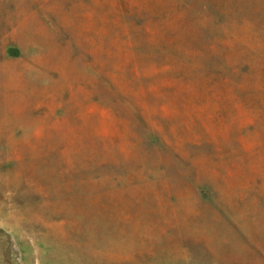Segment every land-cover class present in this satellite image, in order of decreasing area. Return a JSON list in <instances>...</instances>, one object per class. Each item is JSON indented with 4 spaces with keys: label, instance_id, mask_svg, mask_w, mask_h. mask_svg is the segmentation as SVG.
I'll list each match as a JSON object with an SVG mask.
<instances>
[{
    "label": "rangeland",
    "instance_id": "1",
    "mask_svg": "<svg viewBox=\"0 0 264 264\" xmlns=\"http://www.w3.org/2000/svg\"><path fill=\"white\" fill-rule=\"evenodd\" d=\"M121 2L0 0V264H264V0L176 74Z\"/></svg>",
    "mask_w": 264,
    "mask_h": 264
},
{
    "label": "trees",
    "instance_id": "2",
    "mask_svg": "<svg viewBox=\"0 0 264 264\" xmlns=\"http://www.w3.org/2000/svg\"><path fill=\"white\" fill-rule=\"evenodd\" d=\"M245 1L149 0L148 5L139 4L135 8L124 6L121 2L119 8L123 16H127L131 23H134V20L129 17L131 13L136 16L149 17V25L146 24L142 27L144 31L149 32V56L152 54L150 50L153 49H156L154 51L158 54L162 52L164 60L161 62V67H168L169 72L176 74L175 70L183 64L184 59L182 56L205 57L220 53L221 56H218L226 63L232 43L237 44L241 49H245L244 30L251 25L250 18L253 20L256 18L255 16H259L257 10H254V14L250 15V18L248 14L245 17L243 16L242 4ZM253 21L258 25L257 20ZM252 29L258 30L255 26ZM131 41L135 43L134 40ZM175 57L180 58L182 64L175 65V60H173ZM220 65L221 60H218V63L213 62L210 65L212 67V71H210L208 64H206L208 70L205 71L207 73L212 72V74L219 72L218 67ZM232 69L235 70L236 66L232 65ZM185 75L184 69L180 71L179 77L186 78ZM214 75H218V73ZM214 75H205L198 78L196 88L211 90L217 84L224 90L226 84L230 86L233 82V79L231 81L227 77H220V80H218ZM235 86V91L243 88L242 85ZM245 91L243 88V93L234 96L241 105L244 104L243 94ZM153 132H157V130L155 129Z\"/></svg>",
    "mask_w": 264,
    "mask_h": 264
}]
</instances>
